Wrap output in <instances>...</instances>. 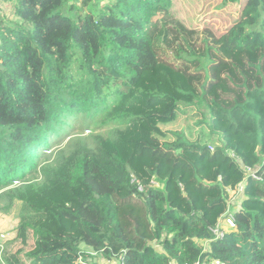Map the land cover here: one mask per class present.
<instances>
[{"label": "trees", "instance_id": "trees-1", "mask_svg": "<svg viewBox=\"0 0 264 264\" xmlns=\"http://www.w3.org/2000/svg\"><path fill=\"white\" fill-rule=\"evenodd\" d=\"M7 1L0 209L18 220L10 242L31 236L27 262L86 264L83 244L118 264H264V0H110L96 11L80 0L75 14L73 0ZM218 11L232 22L220 33ZM137 122L192 171L206 208L176 171L147 169L151 154L127 163L122 139L61 147L75 128ZM240 183L236 229L215 238Z\"/></svg>", "mask_w": 264, "mask_h": 264}, {"label": "rangeland", "instance_id": "rangeland-1", "mask_svg": "<svg viewBox=\"0 0 264 264\" xmlns=\"http://www.w3.org/2000/svg\"><path fill=\"white\" fill-rule=\"evenodd\" d=\"M107 1L110 0H93V6L91 8L96 11L98 6L106 4ZM73 2L76 4V9L72 14H75V12H77V9L79 10V7H81V2L80 0H73ZM207 7L208 4H205L204 10L199 13V19L201 18L202 20H205L203 14L207 11ZM65 10H67V8H65ZM229 11L233 12V15L236 16L237 8H230ZM85 12L86 11H84L83 14H85ZM231 24V18L220 11H218V15L214 16L213 18V30L216 33H220L225 28L229 27ZM194 113H198V110H194L191 115H195ZM184 117L185 116L182 115L181 119ZM195 119L199 121L200 117H196ZM176 124L184 126L181 120H179V122H177ZM160 128L163 132H166L167 134H169L168 131L176 130V128H173L172 130L171 128L167 129V127L163 126ZM94 133L110 137L112 135V137H114L115 139H122L125 144V148L122 154L126 162L129 164L133 163L132 160L139 156L138 154L140 151L147 152L146 154H148L149 157L151 154L152 160L147 161V163H150L149 165H147V169L157 168L160 171L161 175L166 176L168 174L171 177L175 176L176 171V176L179 180L178 183L187 185V191L189 192V196L193 198L192 200L196 204L195 209L201 210L203 209V207H205V204L203 203L201 197H199L198 194V191H203L204 188L199 189V183H196V180L193 178V174L190 169H188L185 165H179L180 162L178 161V155H176L175 152H172V150L165 149L162 146L161 142H167V140H161L158 143L155 142L152 129L148 122H137L135 126L131 127H124L116 123H110L108 126H105L101 129L75 128L74 130L69 132V136L61 144V147L70 138L74 142H76L78 138H84L87 142L90 143L93 141L92 137H94ZM130 138L132 139V141H127ZM171 138V142H174L175 139L172 135ZM154 157H157V163H154ZM80 193L81 191L78 190L77 194ZM184 196L188 197L187 193H184ZM17 225L18 220L13 213L6 212L3 209H0V235L3 234L4 236V239L1 238L2 236L0 237L1 240H4L3 242H0V248L3 246V243H5L3 248L4 251L0 252V264H29L26 260L25 255L30 250L33 241L31 236L29 234H26L28 232L23 231L15 242L9 241L14 238L15 229ZM233 231H235V229L227 230L226 233H230ZM80 249L84 252L86 256V264H118V262H116L115 260L108 261L97 250L87 247L83 244L81 245Z\"/></svg>", "mask_w": 264, "mask_h": 264}, {"label": "built area", "instance_id": "built-area-1", "mask_svg": "<svg viewBox=\"0 0 264 264\" xmlns=\"http://www.w3.org/2000/svg\"><path fill=\"white\" fill-rule=\"evenodd\" d=\"M243 170H244V174H245L244 180L250 176L255 177L256 169L243 166ZM226 193H227L228 197L226 200L225 211L220 216V218L218 219L217 225L211 229L215 238L216 237L222 238L225 236V234H227L226 233L227 230L236 229V223L234 221L233 215H234V212L237 210V209H235L236 205H239L240 202L242 201V193H243L242 183L238 184L233 189H227ZM0 237L2 239H4L3 234L0 235ZM169 264H174V263L171 262ZM193 264H223V263L219 260H211V261H207V262H202L199 260V261L194 262Z\"/></svg>", "mask_w": 264, "mask_h": 264}, {"label": "crops", "instance_id": "crops-1", "mask_svg": "<svg viewBox=\"0 0 264 264\" xmlns=\"http://www.w3.org/2000/svg\"><path fill=\"white\" fill-rule=\"evenodd\" d=\"M12 6L7 0H0V17L12 18Z\"/></svg>", "mask_w": 264, "mask_h": 264}]
</instances>
